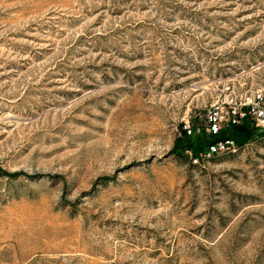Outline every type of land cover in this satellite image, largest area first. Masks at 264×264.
<instances>
[{
    "label": "rangeland",
    "instance_id": "rangeland-1",
    "mask_svg": "<svg viewBox=\"0 0 264 264\" xmlns=\"http://www.w3.org/2000/svg\"><path fill=\"white\" fill-rule=\"evenodd\" d=\"M226 84L264 0H0V264H264V133L190 162Z\"/></svg>",
    "mask_w": 264,
    "mask_h": 264
},
{
    "label": "built area",
    "instance_id": "built-area-1",
    "mask_svg": "<svg viewBox=\"0 0 264 264\" xmlns=\"http://www.w3.org/2000/svg\"><path fill=\"white\" fill-rule=\"evenodd\" d=\"M238 127L264 132V89L239 90L233 84L222 87L216 101L205 115V134L208 138L201 151L191 154L190 162L199 167L221 156L239 154L242 145L229 136ZM184 132L193 133L189 123Z\"/></svg>",
    "mask_w": 264,
    "mask_h": 264
},
{
    "label": "trees",
    "instance_id": "trees-1",
    "mask_svg": "<svg viewBox=\"0 0 264 264\" xmlns=\"http://www.w3.org/2000/svg\"><path fill=\"white\" fill-rule=\"evenodd\" d=\"M264 133V132H262ZM229 136L236 140L239 145H243L246 141L250 140L254 136V131L250 130L248 127H238L234 128L230 133ZM206 143H203V146L200 148L201 151L205 148ZM198 151V152H199ZM197 152V153H198ZM192 167L195 168L197 166L192 164Z\"/></svg>",
    "mask_w": 264,
    "mask_h": 264
}]
</instances>
